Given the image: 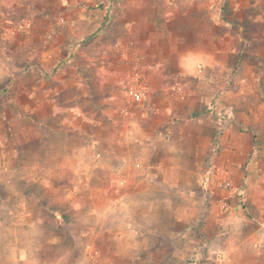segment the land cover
<instances>
[{
  "label": "crops",
  "instance_id": "crops-1",
  "mask_svg": "<svg viewBox=\"0 0 264 264\" xmlns=\"http://www.w3.org/2000/svg\"><path fill=\"white\" fill-rule=\"evenodd\" d=\"M230 4L235 8L228 6L221 13L209 0H167L163 11L154 2L144 6V12H140L143 18L131 20L133 31L128 37L134 43L133 61L122 63L127 67L116 73L115 62L101 60L96 69L99 103L90 111L95 118L76 112L73 119L80 116L82 125L76 128L78 132L67 133L70 151L57 162L62 169H70L79 182L88 179L89 169L101 170L109 179L120 182L121 191L83 192L79 185L78 192H64L69 209L82 212L86 222L75 228L64 224L67 230L45 240L29 239L33 251L20 246L22 239L9 240L0 235V249L5 254L0 264H115L121 260L136 264L138 258L153 257L151 248L157 244L155 233L159 227L146 226L144 221L155 211L160 215L175 213L173 227L180 226L184 242L187 233H192L195 245L203 242L204 229L216 226L225 230L217 234L224 241L222 259L218 260L222 264H234L235 260L264 264V190L260 192L261 202L244 210L231 208L229 203L221 204V210L215 209L211 195L204 192L203 198L209 200L206 199L207 206L201 205L206 221L200 226L195 225L196 221L180 223L179 208L173 210L163 197L177 187L169 183L171 176L180 179L185 175L193 182L211 180L215 172L209 171L210 164L222 165L228 169L224 171L228 178L236 177L238 166L259 155V160H264V151H254L253 143L258 140L257 129L264 127V0H232ZM109 14L105 12L104 18ZM94 38L96 32L87 34L80 46ZM71 58L70 55L64 63ZM130 81L140 94L138 103L131 100L130 94L126 96ZM220 112L230 115L231 123H216L214 114ZM40 125L38 122V127L51 133L49 123ZM137 134L142 138L137 139ZM78 150L79 159L73 161L71 151ZM90 150H94V158ZM40 163H32L31 173L27 165L20 163L13 172L24 181L30 173L31 180L39 182ZM192 166L201 170L206 167L207 171H196ZM186 192L193 202L201 193L198 189ZM85 193L91 197L88 206L78 204ZM20 195L17 191L16 197ZM96 195L104 199L103 203L93 200ZM73 197H78L76 202ZM2 210L1 213H12L0 204ZM215 211L223 213L226 221L210 222ZM235 215L246 230V237L240 241L231 235L232 227L239 225L230 220ZM112 218L119 221L111 224ZM36 225L33 221L31 227ZM56 228H62V223L58 222ZM175 238L178 243L180 236L176 234ZM14 244H18L16 252L9 255L7 250ZM61 244L81 245L82 249L75 255L39 252L40 245Z\"/></svg>",
  "mask_w": 264,
  "mask_h": 264
},
{
  "label": "rangeland",
  "instance_id": "rangeland-1",
  "mask_svg": "<svg viewBox=\"0 0 264 264\" xmlns=\"http://www.w3.org/2000/svg\"><path fill=\"white\" fill-rule=\"evenodd\" d=\"M166 1L154 2L163 11ZM154 2L152 0H0V204L12 212L7 214L1 213L3 210L0 211V235L6 236L9 240L22 239L20 246L28 247L33 251L34 246L29 239L45 240L49 236L60 235L67 230L64 224L70 223L75 228L80 222H86L82 212L69 209L67 204L69 199L63 196L64 192H78L79 185L81 189L84 188L83 192H101L104 189L105 192L121 191L122 188H118L120 182H116L115 178L109 179L101 170L89 169L88 179L79 182L70 169H62L57 162L67 151H70L67 148L69 146L67 133L71 130L78 132L76 128L82 125L80 116L73 119V116L77 115L76 112H84L95 118L90 111L99 103L96 69L101 64V60L115 62L116 73L121 72V67H127L122 63L133 61L134 43L128 37L133 31V23L130 22L143 18L140 12H144V6ZM230 2L232 0H209V3L216 6L217 11L221 13L228 6L235 8ZM105 12H110L108 18H104ZM227 12L230 10L228 9ZM159 20H161L160 16ZM102 22L105 24H101ZM91 32H96L97 38L86 46H80V41ZM72 46L74 48L71 53L69 48ZM70 55L71 61L64 63ZM115 76L118 80L119 76ZM138 80L134 83L137 82L139 88L141 86ZM130 82V87L125 89L126 96L129 95L130 90H135V87H132L133 81ZM220 113L214 114L216 123L222 122L223 126L231 123L230 115ZM38 122L46 126L49 123L47 129L51 128V133L48 135L47 131L38 127ZM221 131L223 130L219 129L218 132ZM117 136L122 138V134ZM136 138L140 139L142 136L137 134ZM256 138L258 140L253 141L254 151H260L261 154L264 151V127L257 129ZM71 153H73V159L71 158L73 161L79 159V150ZM89 155L94 158V150H90ZM259 156L238 166L236 177L228 178L224 173V171L228 172L226 167L222 165L213 167L210 164L209 171L215 172L211 180L193 182L185 175H180V179H177L176 175L171 176L172 179L168 177L169 183L177 187L172 191L168 190L169 192L163 197L167 198L173 210L179 208L180 223L183 221L185 224H191L196 221V226L203 225L206 221L205 211L201 205H206L209 199L203 198L204 192L211 195L215 209H220L223 203H229L231 208L237 210L254 207L261 202L260 192L264 190V183L261 181H264V160H259ZM37 161L41 162L39 182L32 181L30 174L32 163ZM261 161L262 163H258ZM51 162L54 163L52 166ZM19 163L29 167L27 181L21 180L20 175L13 172L17 165L20 166ZM192 167L196 171H207L206 167L202 170L197 166ZM190 189H198V192H201L199 199L198 197L195 199L198 200L197 204H194L195 200L190 201L184 194ZM17 191L21 193L18 198ZM177 191L183 194L173 193ZM237 192H246L247 195L243 196ZM78 197H73V202H76ZM92 198L98 202L104 201L97 198V195ZM89 199H91L90 195L85 193L78 204L88 206ZM17 204L20 207H17ZM21 205L24 206V212L21 210ZM223 215L219 211L213 212L210 222L218 224L226 221ZM175 216V213L169 212L160 215L157 211L152 216L146 215L144 221L146 226L154 224L159 227L155 233L157 244L151 248L153 257L141 260L138 258L136 264H222L218 260L222 259L224 241L218 238L217 234L225 230L216 226L204 229L205 238L202 243L196 245L191 241L195 239L194 235L187 233L188 239L184 242V239H181L180 226L173 227L176 222ZM238 219V215L230 219L232 224H239L232 227L231 235L240 241L246 237V230L241 228ZM33 221L37 225L31 227ZM117 221L119 218H112L111 224ZM58 222L62 223L60 229L56 228ZM176 234L180 236L178 243ZM17 246L18 244H14L7 253L14 254ZM228 247L231 248L230 245ZM80 249L82 246L76 244H61L53 247L40 245L39 252L75 255ZM3 255L5 254L0 249V263H3ZM115 264H128V262L121 260ZM234 264H245V262L235 260Z\"/></svg>",
  "mask_w": 264,
  "mask_h": 264
},
{
  "label": "built area",
  "instance_id": "built-area-1",
  "mask_svg": "<svg viewBox=\"0 0 264 264\" xmlns=\"http://www.w3.org/2000/svg\"><path fill=\"white\" fill-rule=\"evenodd\" d=\"M130 98L133 102L138 103L141 101V97L139 92L135 91V90H130Z\"/></svg>",
  "mask_w": 264,
  "mask_h": 264
}]
</instances>
